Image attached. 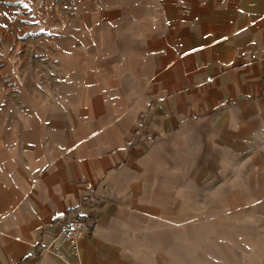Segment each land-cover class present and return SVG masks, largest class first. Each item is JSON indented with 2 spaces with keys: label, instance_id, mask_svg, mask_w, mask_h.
<instances>
[{
  "label": "crops",
  "instance_id": "crops-1",
  "mask_svg": "<svg viewBox=\"0 0 264 264\" xmlns=\"http://www.w3.org/2000/svg\"><path fill=\"white\" fill-rule=\"evenodd\" d=\"M55 10L32 37H47V60L11 66L19 103L0 111V264H219L263 249L264 0ZM73 217L89 232L64 263L46 249Z\"/></svg>",
  "mask_w": 264,
  "mask_h": 264
},
{
  "label": "rangeland",
  "instance_id": "rangeland-1",
  "mask_svg": "<svg viewBox=\"0 0 264 264\" xmlns=\"http://www.w3.org/2000/svg\"><path fill=\"white\" fill-rule=\"evenodd\" d=\"M62 4L63 0H0V111L7 102L14 106L19 103L18 90L13 82L15 70L19 74H30L35 63L41 65L47 60L44 55L49 49L47 37L43 34L37 43L32 37L41 36L37 32L40 22L54 17L55 9H60ZM13 64L15 70L11 68ZM2 100L4 105H1ZM218 257L226 260V249L219 248ZM255 258L259 261L254 262ZM219 264H264V248L250 249L249 256L225 263L219 261Z\"/></svg>",
  "mask_w": 264,
  "mask_h": 264
},
{
  "label": "built area",
  "instance_id": "built-area-1",
  "mask_svg": "<svg viewBox=\"0 0 264 264\" xmlns=\"http://www.w3.org/2000/svg\"><path fill=\"white\" fill-rule=\"evenodd\" d=\"M88 232V222L73 217L61 225L59 241L52 247L47 248L46 252L52 253L57 259L67 263V255L78 248Z\"/></svg>",
  "mask_w": 264,
  "mask_h": 264
}]
</instances>
